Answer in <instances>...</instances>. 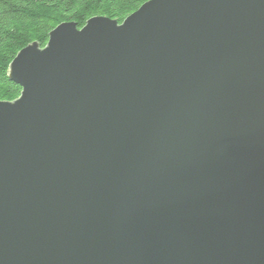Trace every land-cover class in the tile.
Here are the masks:
<instances>
[{
  "label": "water",
  "instance_id": "95a60500",
  "mask_svg": "<svg viewBox=\"0 0 264 264\" xmlns=\"http://www.w3.org/2000/svg\"><path fill=\"white\" fill-rule=\"evenodd\" d=\"M0 101V264H264V0L63 23Z\"/></svg>",
  "mask_w": 264,
  "mask_h": 264
},
{
  "label": "trees",
  "instance_id": "16d2710c",
  "mask_svg": "<svg viewBox=\"0 0 264 264\" xmlns=\"http://www.w3.org/2000/svg\"><path fill=\"white\" fill-rule=\"evenodd\" d=\"M150 0H0V101L13 102L22 92L9 77L18 53L33 43L46 47L60 24L79 29L94 17L122 23Z\"/></svg>",
  "mask_w": 264,
  "mask_h": 264
}]
</instances>
